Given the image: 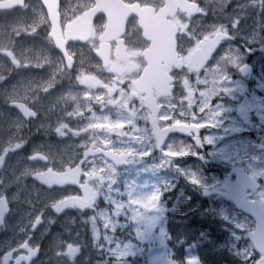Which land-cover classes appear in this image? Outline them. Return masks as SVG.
Returning a JSON list of instances; mask_svg holds the SVG:
<instances>
[{"label": "flooded vegetation", "instance_id": "af4514ba", "mask_svg": "<svg viewBox=\"0 0 264 264\" xmlns=\"http://www.w3.org/2000/svg\"><path fill=\"white\" fill-rule=\"evenodd\" d=\"M24 1L25 8H0V21L13 16L19 34L12 46V60L0 56L16 80L14 97L0 94V264H102L107 248L95 236L91 218L99 224L101 190L110 182L108 173L118 182L114 186L121 187L127 182L124 171L134 162L146 168L147 181L160 183L167 209L161 222L168 238H207L206 264H264V39L237 38L229 29L217 31L227 39L209 64L222 51L229 57L238 56L227 63L225 80L231 86L244 85L246 90L238 98H228L231 111L218 115L222 125L234 129L206 142L205 136L210 134L196 119L197 86L193 81L201 73L188 62L196 46L183 39L178 21L187 13L178 9L172 18L179 25L175 52L180 63L167 67L162 51L153 49L156 44L149 34L144 36L137 17L127 20L122 34L117 31L106 36L105 15L98 14L91 25L83 17L96 0H59L60 31L55 39L43 0ZM114 1L158 15L166 0ZM37 6L40 18L27 21L22 29V11L28 8L29 15L36 14ZM200 11L199 15L205 14ZM78 17L82 18L80 26L68 32ZM23 30L32 32V45L22 46ZM28 46V53L23 52ZM27 61L30 65L23 67ZM147 69L156 79L140 83ZM0 72L5 74L2 68ZM5 86L0 78V90ZM249 99L253 108L244 103ZM12 101L25 103L36 116L26 118ZM126 104L125 116L120 108ZM107 117L114 123L113 129H107ZM116 122H121L119 127ZM53 140L65 142L69 149L49 152L32 147ZM183 145L191 147L185 156L196 172L207 177L208 189H201L174 168V163L164 161L182 158ZM88 150L92 152L86 154ZM109 151L129 156L119 166L111 161ZM35 155L42 157L33 159ZM47 170L71 172L72 183L68 179L63 187L48 188L37 176ZM245 174L253 180L245 183ZM84 186L95 193L91 207L55 209L60 201L82 198ZM240 199L254 204L255 217L237 208L234 201ZM179 207L184 210L178 211ZM173 250L183 253L186 247L177 245Z\"/></svg>", "mask_w": 264, "mask_h": 264}, {"label": "rangeland", "instance_id": "374dc122", "mask_svg": "<svg viewBox=\"0 0 264 264\" xmlns=\"http://www.w3.org/2000/svg\"><path fill=\"white\" fill-rule=\"evenodd\" d=\"M202 2V9L208 14L197 15L190 17L189 15L180 16L179 20L183 31V39H186L190 46H197L199 40L203 36L214 35L218 30L229 29L237 35V38H249L250 35L256 39H264V0H247L246 2H238L237 8L227 10L232 0H199ZM241 3V4H240ZM255 7V10L251 6ZM214 6V8H213ZM210 8V9H209ZM40 6H37V13L29 15L28 8L22 11V29L25 28L27 21L33 18H40ZM213 9V11H212ZM14 17H5L0 21V38H2V46H0V56H6L10 60L13 57L12 46L19 35L13 22ZM25 19V23L23 22ZM251 32L247 35L248 32ZM32 32L23 30L21 37V44H33L34 41L31 35ZM232 43L228 44L230 46ZM29 46L25 51L28 53ZM9 52V53H7ZM237 57H229L222 51L218 57L208 65V67L200 75H196L193 80L197 86V102L198 114L197 122L206 129L211 135L205 136V141L210 142L213 137L225 132L226 129H234L231 125H222V119L219 118V113H227L231 111L228 106V98L235 99L242 95L246 90L244 85H228L226 83V65L231 61H236ZM6 61L0 60V68L5 74L0 72V78L5 81L6 86L1 88L0 94H10L8 97H14L13 81L14 76L9 72ZM28 61L23 64V67H28ZM4 75H7L4 77ZM25 77L24 69L22 70V78ZM264 87V84L261 85ZM3 100V99H1ZM211 100L213 103L211 104ZM244 103L249 107H254L253 101L245 100ZM113 106V104H110ZM120 107V105H119ZM119 112V108H117ZM109 113L113 111V107L108 109ZM120 111L126 116L127 104L120 108ZM52 111H50V115ZM121 121L123 118H119ZM48 121H45L46 124ZM232 125L235 124L233 119L230 121ZM60 121L56 120L55 124L60 125ZM121 123V122H120ZM115 123V125H120ZM107 129H113L114 123L108 122V117L105 120ZM8 124H6V129ZM246 144V143H245ZM247 144H252L251 141ZM8 140L6 147H8ZM111 145L115 147V142ZM33 149H44L49 152H62L69 149L67 144L61 140H53L46 143H35L32 145ZM191 147L181 146L182 158L178 160H164L165 162L174 163L173 167L178 169L183 175H186L195 185L201 189H208L209 184L207 177L201 173L196 172V166L190 162V159L185 156ZM220 152H223L220 150ZM223 158V155L220 157ZM251 166H253L252 162ZM102 166H106L105 163ZM101 166V168H103ZM106 169L112 170L109 167ZM144 169L137 167L135 162L133 166L126 169L125 178L121 187L112 173L107 175L109 184L105 190H101L103 200L100 204V222L95 223L91 218V227L93 226L96 237H100L102 247H105L102 264H204L201 253H206L207 238L202 240H193L187 250L183 253H177L173 250L177 245L184 244L182 240L169 239L164 231V224L161 222L164 216V211L167 210L162 204L159 193L152 186L153 183L144 178ZM200 189V190H201ZM173 194L172 192H170ZM187 207L185 206V210ZM177 211V210H174ZM180 211V210H179ZM202 231V230H201ZM101 232L102 234H98ZM206 235V231H204ZM200 238L199 235H197ZM98 239V240H99ZM188 243V244H190ZM184 244L183 246H188ZM179 257V259H178Z\"/></svg>", "mask_w": 264, "mask_h": 264}, {"label": "water", "instance_id": "95a60500", "mask_svg": "<svg viewBox=\"0 0 264 264\" xmlns=\"http://www.w3.org/2000/svg\"><path fill=\"white\" fill-rule=\"evenodd\" d=\"M98 4L95 8V12L93 14H89L90 16H94L96 12H105L106 10L111 8V15L108 11V35L117 32L114 30L119 23L123 25L129 16H137L139 18V24L143 28L144 36L150 35L151 39L155 42V46L153 49H160L162 51V60L165 62V66L170 67L172 65L179 66V63L174 61L176 58L175 50V38L177 34V26L172 21L167 20L168 16H173L177 7L181 10H186L187 0H178L177 5H173L172 3H167L165 9L160 12L159 15L154 16L153 12L148 11L147 9L141 8L139 9L136 6L124 7L119 3H116L114 0H110L109 2L103 0H97ZM20 5H23L21 3ZM50 7V6H49ZM191 13V12H190ZM120 16V17H119ZM124 16V17H122ZM57 15H55L54 22L56 21ZM52 18V17H51ZM121 19V20H120ZM54 30L58 31L57 23L53 25ZM120 30H118L119 32ZM147 37V36H146ZM149 38V37H148ZM221 39L214 40H203L201 42V49H197L189 60L191 66L196 68L197 70H201L203 66L208 62L211 58L213 52L219 46ZM173 51V54H172ZM153 65V63L151 62ZM158 78V77H157ZM156 76L151 73V69H147L140 77V83H143L146 80L154 81ZM21 112H25V107L21 103H13ZM109 157L118 165L122 164L124 161V157L122 155H117L115 153L109 152ZM73 174L71 172L67 173H56L53 171H49L45 174L43 182L47 187L54 186H65L68 182V179L72 183ZM82 198L68 199L58 203L55 206V209L58 211H63L65 208L78 206L81 209H85L87 207H91L95 202V193L92 188L84 186L82 189ZM236 202V201H235ZM238 208L242 209L244 212L249 213L250 215H255V207L253 204L240 199L237 202ZM254 240V239H253Z\"/></svg>", "mask_w": 264, "mask_h": 264}]
</instances>
